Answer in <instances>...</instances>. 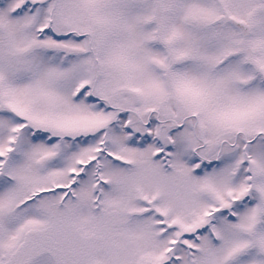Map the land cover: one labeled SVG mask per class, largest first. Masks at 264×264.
I'll return each instance as SVG.
<instances>
[{
	"label": "snow or ice",
	"instance_id": "1",
	"mask_svg": "<svg viewBox=\"0 0 264 264\" xmlns=\"http://www.w3.org/2000/svg\"><path fill=\"white\" fill-rule=\"evenodd\" d=\"M0 264H264V0H0Z\"/></svg>",
	"mask_w": 264,
	"mask_h": 264
}]
</instances>
